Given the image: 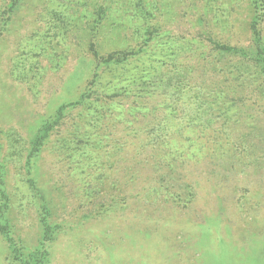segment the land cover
<instances>
[{"label":"rangeland","instance_id":"1","mask_svg":"<svg viewBox=\"0 0 264 264\" xmlns=\"http://www.w3.org/2000/svg\"><path fill=\"white\" fill-rule=\"evenodd\" d=\"M141 4L0 0V166L12 238L24 253L39 245L38 188L59 226L47 264H264V55L250 29L256 21L264 49V1L158 0L152 16ZM179 38L192 47L178 56L181 78L214 103L204 115L192 107L189 128L162 55ZM117 50L135 53L118 72L94 56ZM151 67L159 74L147 82ZM97 87L112 92L99 102ZM89 94L96 127L85 106L58 113ZM165 116L185 120L183 131L161 128ZM153 179L173 196L152 193ZM0 264H13L1 235Z\"/></svg>","mask_w":264,"mask_h":264},{"label":"trees","instance_id":"2","mask_svg":"<svg viewBox=\"0 0 264 264\" xmlns=\"http://www.w3.org/2000/svg\"><path fill=\"white\" fill-rule=\"evenodd\" d=\"M264 0H254L255 2V7L257 6L258 2H263ZM140 3H142L140 5V7L138 6L137 9L139 8V11H147V10H156L158 8V0H140ZM12 8V6H11ZM151 16V12L147 11ZM146 13V14H148ZM145 14V15H146ZM150 15H147V17H150ZM143 26L146 24H149V22H144L142 23ZM157 24V23H156ZM154 27H156L155 25H153ZM157 29H161V27H157ZM251 33L253 35V39H254V48L256 49V52H258V54L264 55V49L261 47V35L259 32V29L257 28V23L256 21L251 25ZM151 29H149V32ZM147 31V29H146ZM146 34V33H145ZM147 35V34H146ZM151 37L147 38L145 41H149ZM213 38V37H212ZM211 38V42H213L214 44H216V46H218V48H220L222 51H232L235 50L233 49L234 47H229L226 44H221L222 46H219L218 43L216 42L217 40H214ZM190 43L189 41H186L184 38H179V40H177V43H175V49L170 50V48H165L162 49V55L164 56V58L166 56L169 57V59L171 60V64L173 65V71H172V75L169 77V81H173L172 87L175 89V94L176 95H180V96H184L185 99V107L188 108L187 110V126L188 128L193 124V120H196L195 118H192L193 113H190L191 111H193V109H191L192 107L195 109H202L204 107H206V111L203 113V115L206 112H209L210 109L208 108V105L210 104L211 106H214V103H210V101L207 99V96L203 93L202 89H198L195 85H191L189 83L188 80H184L181 78V76L184 75V71L185 69L182 68V66H184V64L182 65L181 60H179V55L182 54L183 52H185L187 54V51H190L192 47H190L191 45L188 44ZM241 52H243L241 50ZM255 52V53H256ZM135 53L133 52H128V51H114L112 53H109L107 56H98L97 54H94V56L97 58L99 63H102L106 66H108L110 69V72L112 70L118 72L120 69H122L124 67L123 62H125L129 57L133 56ZM161 55V56H162ZM264 70V69H263ZM156 71L155 67H151V72L148 71V77L147 82H149L151 79L153 80L156 74H159V71L156 74H153ZM235 71L237 72V74L241 73V69L240 67L236 66L235 67ZM125 75V73H123V76ZM240 77V76H239ZM144 78V77H143ZM123 79L122 76L117 77V81L119 83H121L120 81ZM141 81V80H140ZM138 81H134V83H137ZM139 86H137L136 88H134L135 90L137 88L141 87V84H137ZM147 86H149L150 84H146ZM170 85V84H169ZM125 89V86H124ZM132 89H129L128 92H131ZM94 94L93 96H96L95 100H98L99 102L101 101L102 98H106L105 96H109L108 94L110 92H112L111 89L109 88H93ZM114 92V90H113ZM140 92V91H139ZM118 94L115 93V96H117ZM93 97L91 94L89 95H83L79 101L75 104H70V105H65V106H61L58 110V113L60 114L66 107H72V106H77V105H82L86 107L87 110V118H85V120H91L93 113L96 111L95 108L98 109L99 106H94L95 103L94 101H92ZM173 101V100H172ZM171 101V102H172ZM187 102V103H186ZM94 108V109H93ZM97 112V111H96ZM92 113V115H91ZM90 117V119H88ZM168 116H165V121L160 122L161 124V128H163L165 131L170 132V130H182L185 128V120H179V121H173L171 119H167ZM94 120V123L92 125H90L91 127H96L97 124L95 123H99L100 120H97L94 118H92ZM52 128V125L50 124H46V126H44L42 128V130L40 131V133L33 139V141L31 142V150L29 152V156H28V160L27 163H29V159L36 157L39 152L40 149L43 147V145L45 144V140L50 132ZM83 139L80 143L86 145V143L83 140H87L90 137V134L88 133H83ZM77 144V143H75ZM77 146H80L79 144ZM80 147H78L77 149L79 150ZM85 151V150H83ZM155 179H153V181H150L149 185L154 188L155 184L158 183H154ZM33 185H35L34 182ZM172 186V185H169ZM34 189H36V187H34ZM159 192H161V195L163 194H172L171 196H173L174 191H172V188H164V189H157L154 188L152 190V193H157L160 194ZM35 197L37 198L38 201H40V205L38 206L40 209L39 212V223L41 226V241L39 243V245L30 252L24 253L25 249L22 246H19L18 244H16V242L14 241V239L12 238V229H11V223L8 217V214L10 212V197L8 195V191L6 190V184H5V177L4 174L2 172V168L0 166V235L1 237L6 241L7 245H8V249H9V253L11 255V259L13 260V264H47L48 262V256L49 253L47 251V244L53 239V235H54V230L56 228H59L58 225L54 226L50 223L49 221V217H50V210L48 208V203L52 200L47 198V195H45L43 192L40 191V189L37 188L36 191L32 192ZM137 196V195H134ZM178 196V195H176ZM181 196V195H180ZM185 196H189L188 193L185 194ZM140 197V196H138ZM182 199V197H181Z\"/></svg>","mask_w":264,"mask_h":264}]
</instances>
